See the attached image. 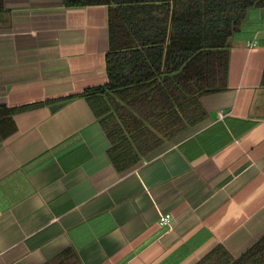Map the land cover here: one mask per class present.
<instances>
[{"label":"crops","instance_id":"0c3cea01","mask_svg":"<svg viewBox=\"0 0 264 264\" xmlns=\"http://www.w3.org/2000/svg\"><path fill=\"white\" fill-rule=\"evenodd\" d=\"M2 4L0 107L34 108L0 143V264H226L264 236V3L204 119L122 172L82 96L108 83V7Z\"/></svg>","mask_w":264,"mask_h":264},{"label":"trees","instance_id":"16d2710c","mask_svg":"<svg viewBox=\"0 0 264 264\" xmlns=\"http://www.w3.org/2000/svg\"><path fill=\"white\" fill-rule=\"evenodd\" d=\"M63 3L67 8L109 9L108 83L82 96L111 144L113 165L122 172L204 119L198 99L226 89L228 42L247 12L260 8L264 0ZM2 5L0 0V10ZM31 108L0 107V143L16 132L12 116ZM226 264H264V236L237 260L228 257Z\"/></svg>","mask_w":264,"mask_h":264},{"label":"built area","instance_id":"2783aa9c","mask_svg":"<svg viewBox=\"0 0 264 264\" xmlns=\"http://www.w3.org/2000/svg\"><path fill=\"white\" fill-rule=\"evenodd\" d=\"M159 224L161 226L167 227L170 224V218L169 216H160L159 217Z\"/></svg>","mask_w":264,"mask_h":264},{"label":"water","instance_id":"95a60500","mask_svg":"<svg viewBox=\"0 0 264 264\" xmlns=\"http://www.w3.org/2000/svg\"><path fill=\"white\" fill-rule=\"evenodd\" d=\"M57 108V106H53L50 108V111H54Z\"/></svg>","mask_w":264,"mask_h":264}]
</instances>
